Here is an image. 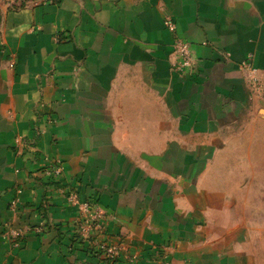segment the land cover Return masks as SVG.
Returning <instances> with one entry per match:
<instances>
[{"label": "crops", "instance_id": "1", "mask_svg": "<svg viewBox=\"0 0 264 264\" xmlns=\"http://www.w3.org/2000/svg\"><path fill=\"white\" fill-rule=\"evenodd\" d=\"M58 161L118 259L72 247ZM0 264H264V0L1 8Z\"/></svg>", "mask_w": 264, "mask_h": 264}, {"label": "built area", "instance_id": "2", "mask_svg": "<svg viewBox=\"0 0 264 264\" xmlns=\"http://www.w3.org/2000/svg\"><path fill=\"white\" fill-rule=\"evenodd\" d=\"M60 0H0V9L18 11L25 8H33L36 6H47L56 4ZM168 27L174 30V25L169 21ZM175 62L174 70L181 75L188 74L195 67V60L191 53L190 45L184 40H176L174 43ZM251 67L250 63L245 64ZM257 82V78L254 79ZM256 88H259L258 85ZM63 166L58 162L50 163L44 170V174L49 180L58 184L59 192L67 199V201L78 207L79 217L74 223L71 232L72 247H81L87 253L96 257L103 258L107 261L118 259L124 252L122 243H109L107 241L106 227L103 222L104 212L93 202L81 201L77 192L69 189L62 180ZM15 208V202H12ZM46 229L42 222L35 227L37 233H42ZM4 238L8 239L13 247H19L25 237V230L22 228L10 227L3 233Z\"/></svg>", "mask_w": 264, "mask_h": 264}]
</instances>
